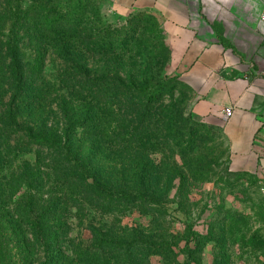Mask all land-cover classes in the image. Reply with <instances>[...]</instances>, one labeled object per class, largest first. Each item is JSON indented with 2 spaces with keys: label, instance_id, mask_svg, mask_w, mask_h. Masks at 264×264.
<instances>
[{
  "label": "trees",
  "instance_id": "1",
  "mask_svg": "<svg viewBox=\"0 0 264 264\" xmlns=\"http://www.w3.org/2000/svg\"><path fill=\"white\" fill-rule=\"evenodd\" d=\"M3 1L0 264L174 260L181 240L162 209L172 191L206 181L211 165L198 153L209 134L185 116L163 29L149 16L107 23L94 0ZM50 53L64 63L61 86L45 74ZM33 150V162L22 158ZM125 205L149 215V227L123 225ZM88 209L118 225H91L85 245L68 225L73 210L83 218ZM194 233L189 254L201 244Z\"/></svg>",
  "mask_w": 264,
  "mask_h": 264
},
{
  "label": "crops",
  "instance_id": "2",
  "mask_svg": "<svg viewBox=\"0 0 264 264\" xmlns=\"http://www.w3.org/2000/svg\"><path fill=\"white\" fill-rule=\"evenodd\" d=\"M162 20L171 70L194 87L193 113L220 126L233 172L264 178V24L260 0H109ZM233 108L230 117L224 110ZM264 180V179H263Z\"/></svg>",
  "mask_w": 264,
  "mask_h": 264
},
{
  "label": "rangeland",
  "instance_id": "3",
  "mask_svg": "<svg viewBox=\"0 0 264 264\" xmlns=\"http://www.w3.org/2000/svg\"><path fill=\"white\" fill-rule=\"evenodd\" d=\"M0 2L3 3L0 7H3L4 1L0 0ZM94 2L107 23H126L136 16L155 18L154 22L157 21L163 29L161 36H164L165 46L169 52L170 43L158 15L138 10L118 13L109 0H94ZM17 3L27 8L29 0H17ZM31 53L30 50L27 51L28 59ZM63 68L64 63L50 53L45 70L46 76L59 82L58 78ZM171 71L183 81L180 75ZM184 83L186 88L180 90L186 91L187 96L185 116H192L190 118L199 124L204 123L209 138L204 142L203 148L198 149V153L208 158L211 168L206 171L207 179L202 184L183 189L179 194H176L175 190L170 194L161 215L167 222L169 233L177 234L181 240L179 248L176 249L178 255L174 260L153 257L151 264H183L186 261L192 264H264V200L260 193L261 181L264 178L256 173L232 171L228 140L223 128L195 117L194 87L187 82ZM179 97L180 93L177 92L176 98ZM16 138L20 142L24 139L21 135ZM22 158L33 162L34 150ZM157 158L161 159L162 155ZM120 208L126 211L123 225L145 229L149 227L151 219L149 215L141 214L138 209L131 208L130 205ZM91 225L107 228L110 225H118V219L114 220L113 216H104L101 212L91 209L80 218L76 216V210H73L68 225L72 240L90 245ZM192 231L201 236L199 237L201 244L195 253L189 254L185 249L184 240L191 237Z\"/></svg>",
  "mask_w": 264,
  "mask_h": 264
},
{
  "label": "built area",
  "instance_id": "4",
  "mask_svg": "<svg viewBox=\"0 0 264 264\" xmlns=\"http://www.w3.org/2000/svg\"><path fill=\"white\" fill-rule=\"evenodd\" d=\"M260 1L262 2V5H263L261 13H260V19L262 23L264 24V0H260ZM232 111H233V108L231 107L226 108L224 110V116L230 117L232 115ZM260 193H261L262 199L264 200V180L261 181Z\"/></svg>",
  "mask_w": 264,
  "mask_h": 264
}]
</instances>
